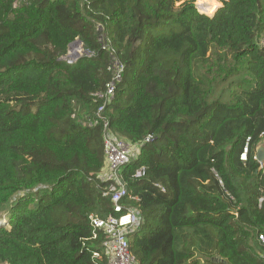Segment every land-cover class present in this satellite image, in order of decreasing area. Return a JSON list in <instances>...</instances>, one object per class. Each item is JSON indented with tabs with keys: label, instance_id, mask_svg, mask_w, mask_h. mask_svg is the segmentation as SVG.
<instances>
[{
	"label": "trees",
	"instance_id": "obj_1",
	"mask_svg": "<svg viewBox=\"0 0 264 264\" xmlns=\"http://www.w3.org/2000/svg\"><path fill=\"white\" fill-rule=\"evenodd\" d=\"M14 1L0 0V264H107L87 220L110 212L102 125L83 124L111 78L100 34L124 65L103 117L140 146L122 169L135 264H264V0L211 16L193 0ZM75 39L91 55L59 60Z\"/></svg>",
	"mask_w": 264,
	"mask_h": 264
},
{
	"label": "built area",
	"instance_id": "obj_2",
	"mask_svg": "<svg viewBox=\"0 0 264 264\" xmlns=\"http://www.w3.org/2000/svg\"><path fill=\"white\" fill-rule=\"evenodd\" d=\"M28 0H15L13 8L18 7L21 3ZM194 5H200L198 2ZM97 30L100 28L98 26ZM98 42L102 50L107 52L109 62L107 71L110 73V80L104 85L102 90L92 94L93 102L98 103L93 117H87L83 124L90 127L102 125V143L104 151V165L97 174L96 178L103 186H99L101 198L107 199L110 204V212L105 216L98 214H89L87 217L88 223L92 228L93 241L100 240V252L92 254L93 259L100 258L101 255L107 259V264H135V260L130 254L128 245V234L130 231L137 228L139 225V213L136 208L130 207L129 202H137L138 198L132 196L128 191L127 184L123 178L122 169L139 152V145L131 144L125 140L116 137L108 130V122L103 117V112L108 104H110L115 96L116 88L122 81L124 73V65L114 56V50L105 40V36L100 34ZM77 43V42H76ZM89 53V52H88ZM71 54H69L70 56ZM80 55V52H79ZM75 53L74 56L67 58L66 63L72 64L79 59ZM89 55H91L89 53ZM74 116V115H73ZM72 116V117H73ZM148 136L145 141H149ZM249 141V138L247 142ZM247 145L244 147L240 155L241 161H246ZM260 168H264V163H258ZM143 174V169L135 172L134 177L139 178ZM221 184V182H220ZM159 188V186H156ZM164 192L163 188H160ZM264 200L263 196L258 200L259 206ZM257 241L264 247V235L259 234Z\"/></svg>",
	"mask_w": 264,
	"mask_h": 264
},
{
	"label": "rangeland",
	"instance_id": "obj_3",
	"mask_svg": "<svg viewBox=\"0 0 264 264\" xmlns=\"http://www.w3.org/2000/svg\"><path fill=\"white\" fill-rule=\"evenodd\" d=\"M199 3L200 5L196 6L197 10L200 12V13H203V14H206L208 16H211L213 14V12L217 9V7H219L221 4L218 0H195V3ZM99 27V26H98ZM97 31V29H96ZM76 40V39H75ZM78 40V39H77ZM258 44L262 47H264V33L262 35H260V37L258 38ZM77 45V46H76ZM75 46V47H74ZM74 47L73 49H71V53L67 51V55L68 54H71L72 56L75 55V53H77L79 55V52H80V55L78 56L79 58H81L82 56H84L85 54H83L81 51V47L82 49L84 48L83 44L80 46V43L77 42V43H74V45L72 46ZM85 49V48H84ZM68 50V49H67ZM86 50V49H85ZM82 53V54H81ZM70 55V57H72ZM73 58V57H72ZM264 140V135L262 136V139L261 141L258 143V145H262L261 143H263ZM5 220V214L4 213H0V223H2L3 221Z\"/></svg>",
	"mask_w": 264,
	"mask_h": 264
},
{
	"label": "water",
	"instance_id": "obj_4",
	"mask_svg": "<svg viewBox=\"0 0 264 264\" xmlns=\"http://www.w3.org/2000/svg\"><path fill=\"white\" fill-rule=\"evenodd\" d=\"M76 42H79L80 43V46L82 45V42L81 41H79V40H74L73 42H71L69 45H68V53L71 51V49H72V46L74 45V43H76ZM81 52L83 53V54H85L86 56H89V53H88V51L87 50H85L84 48L82 49V47H81ZM81 53V54H82ZM67 58H70V56H69V54L67 55H65V56H63V57H61V58H59V60H66ZM254 159L257 161V163H264V146H260V145H258L257 147H256V153H255V157H254Z\"/></svg>",
	"mask_w": 264,
	"mask_h": 264
},
{
	"label": "crops",
	"instance_id": "obj_5",
	"mask_svg": "<svg viewBox=\"0 0 264 264\" xmlns=\"http://www.w3.org/2000/svg\"><path fill=\"white\" fill-rule=\"evenodd\" d=\"M263 141V143H261L262 144V146H264V140H262ZM261 146V145H260Z\"/></svg>",
	"mask_w": 264,
	"mask_h": 264
},
{
	"label": "bare ground",
	"instance_id": "obj_6",
	"mask_svg": "<svg viewBox=\"0 0 264 264\" xmlns=\"http://www.w3.org/2000/svg\"><path fill=\"white\" fill-rule=\"evenodd\" d=\"M77 46V45H76ZM75 47V46H74ZM74 47H72V49L74 48ZM71 53V52H70Z\"/></svg>",
	"mask_w": 264,
	"mask_h": 264
}]
</instances>
